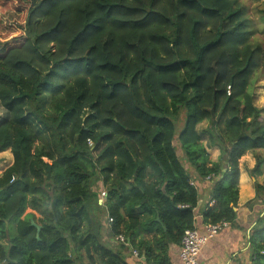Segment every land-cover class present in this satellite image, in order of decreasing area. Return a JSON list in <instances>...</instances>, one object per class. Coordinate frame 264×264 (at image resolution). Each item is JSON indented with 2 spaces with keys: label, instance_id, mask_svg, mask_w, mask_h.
Returning a JSON list of instances; mask_svg holds the SVG:
<instances>
[{
  "label": "trees",
  "instance_id": "obj_1",
  "mask_svg": "<svg viewBox=\"0 0 264 264\" xmlns=\"http://www.w3.org/2000/svg\"><path fill=\"white\" fill-rule=\"evenodd\" d=\"M251 1L259 8L19 0L0 15V150L15 157L0 176V264H128L129 247L146 264H173L170 246L195 225L190 168L213 181L203 222L236 224L240 159L264 149L250 91L264 75V0ZM255 188L249 203L264 194ZM260 218L249 236L255 264Z\"/></svg>",
  "mask_w": 264,
  "mask_h": 264
},
{
  "label": "crops",
  "instance_id": "obj_2",
  "mask_svg": "<svg viewBox=\"0 0 264 264\" xmlns=\"http://www.w3.org/2000/svg\"><path fill=\"white\" fill-rule=\"evenodd\" d=\"M262 169H264V165L262 166ZM189 170L192 172V181L197 187L199 194L198 206L195 209V225H197V227L201 230H204L205 223L202 218V210L209 204L213 205V202L210 199L213 181L200 179L193 169ZM245 173H247V171ZM248 177L249 174H240L239 200L237 207L235 208L236 211H238L236 224H229L228 227L221 230L216 236L203 245L199 255L198 264H251L252 253L250 249L249 236L252 228L256 225L258 220V217L254 214V212L258 211L259 209L257 208L260 206L254 205L251 208L247 207L246 209L245 205L249 200L256 197V182L260 184L262 182L258 181V177L255 178L250 175L251 186L249 187V191L246 196L247 198L242 199L241 187L242 184H248ZM100 189L105 190L102 184L100 185ZM100 189L99 191H101ZM104 239L109 241V244H111L110 235H105ZM115 246L117 245H113V247ZM134 249L135 248L133 247H129L128 251L124 253L127 263L146 264L145 258L140 255H136L133 252ZM179 252L180 245L173 244L170 246L169 253L173 264H181Z\"/></svg>",
  "mask_w": 264,
  "mask_h": 264
},
{
  "label": "rangeland",
  "instance_id": "obj_3",
  "mask_svg": "<svg viewBox=\"0 0 264 264\" xmlns=\"http://www.w3.org/2000/svg\"><path fill=\"white\" fill-rule=\"evenodd\" d=\"M250 7H253L255 9L259 8V5H255L254 3H252L251 0H244ZM21 3H19V0H6V1H0V15L2 13H4L5 11H7L8 9L11 10H15L16 7L18 5H20ZM2 16H5L4 14H2ZM15 35L13 31H11L10 33V37ZM259 39H261L262 41H264V35L260 34L258 35ZM264 43V42H263ZM250 91L254 97V103L257 107H259L262 110V121L264 123V75L262 74V72H258L256 74V77L254 79V81L252 82V85L250 87ZM184 119H185V111L183 110L181 112L180 115V120L178 122V130H180L184 124ZM177 144V143H176ZM177 148H178V153L180 154V156L183 158L184 153L183 150H181V148L178 146L177 144ZM208 151L210 152L213 161H217L219 159L220 156V149L218 147H213V148H208ZM260 155L261 157L264 156V149H259L255 152H248L247 154H245L241 159H240V170H241V174H249V170L252 169L257 162V157L256 155ZM15 161V157L14 154L12 153L11 149H5V150H0V176L2 175V173L9 167L11 166ZM184 161V160H183ZM85 162L88 165L89 169H92V163L90 162L89 158H85ZM185 165L188 167V164L185 163ZM192 169V168H190ZM247 171V173H245ZM242 179V178H241ZM258 181L262 182L261 184L264 185V169H262V174H260L258 176ZM248 184H242L241 187V197L242 199L247 198V194L249 191V187L251 186V177L249 174L248 177ZM101 184V182L98 183V185ZM256 186V184H255ZM100 189V188H99ZM100 200L99 202H102L105 200V195L102 196V189H100ZM256 190V188H255ZM106 192V191H105ZM257 194V191H256ZM107 195V194H106ZM102 199V201H101ZM256 206L259 205L260 207H258L257 209H259L258 211H255L254 214L257 215V219H259L260 217L263 218L264 220V194L262 195H258V198L255 199L252 203H249V201L246 203L245 208H251L252 206ZM104 215L103 218L104 219ZM260 218V219H261ZM14 221V220H11ZM10 225L12 226V231L14 232L15 228H14V222H10ZM115 244V243H114ZM251 264H255L254 260L252 259L251 256Z\"/></svg>",
  "mask_w": 264,
  "mask_h": 264
},
{
  "label": "built area",
  "instance_id": "obj_4",
  "mask_svg": "<svg viewBox=\"0 0 264 264\" xmlns=\"http://www.w3.org/2000/svg\"><path fill=\"white\" fill-rule=\"evenodd\" d=\"M206 179L210 180L211 177L209 176ZM101 195L106 196L105 190L102 191ZM228 226L229 223L227 221H221L218 223L205 224L204 230H201L197 227V225H194L193 228L185 230L179 252L181 264H198L199 255L203 245ZM115 241L117 243L124 242L125 237L123 235H118L115 237ZM133 252L136 255H139L136 249H134Z\"/></svg>",
  "mask_w": 264,
  "mask_h": 264
},
{
  "label": "water",
  "instance_id": "obj_5",
  "mask_svg": "<svg viewBox=\"0 0 264 264\" xmlns=\"http://www.w3.org/2000/svg\"><path fill=\"white\" fill-rule=\"evenodd\" d=\"M38 228H40V227L38 226Z\"/></svg>",
  "mask_w": 264,
  "mask_h": 264
}]
</instances>
